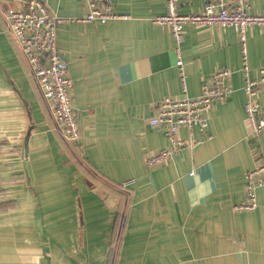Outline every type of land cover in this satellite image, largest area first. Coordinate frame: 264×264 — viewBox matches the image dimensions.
Wrapping results in <instances>:
<instances>
[{
  "label": "crops",
  "instance_id": "1",
  "mask_svg": "<svg viewBox=\"0 0 264 264\" xmlns=\"http://www.w3.org/2000/svg\"><path fill=\"white\" fill-rule=\"evenodd\" d=\"M45 1L58 15L86 12L83 0ZM205 1L180 0L179 11L200 12ZM247 2L250 12L264 7ZM15 5L0 0V264H264V186L254 210L233 209L244 174L264 162V131L248 134L233 28L184 27L187 95L219 69L231 70L233 91L208 112L207 131L194 130L201 144L148 167L145 157L168 146L148 124L155 104L182 96L173 38L152 22L164 0H113L122 18L59 25L78 142L61 135L10 33L5 13ZM247 51L255 77L263 25L248 29Z\"/></svg>",
  "mask_w": 264,
  "mask_h": 264
},
{
  "label": "built area",
  "instance_id": "2",
  "mask_svg": "<svg viewBox=\"0 0 264 264\" xmlns=\"http://www.w3.org/2000/svg\"><path fill=\"white\" fill-rule=\"evenodd\" d=\"M83 1L86 12L82 16L52 13L45 0H15L16 5L9 7L5 13L10 33L24 53L43 96L52 107L58 130L68 142H78L80 130L71 100L73 81L68 75L67 61L57 45L58 27L70 22L104 24L122 18L113 12V0ZM179 2L164 0L165 13L152 18L154 24L168 27L173 38L182 96H165L155 104V115L149 118L148 124L166 134L168 146L145 157L148 167L165 163L182 151L195 149L201 144L202 139L195 135L194 130L206 132L209 126L208 112L216 104L225 101L233 91L229 84L231 70L219 69L202 83L197 96L187 95V74L181 59L186 25L233 28L242 58L239 72L246 97L244 111L248 134L257 137L264 131V66L252 77L247 55V31L254 25L264 26V7L257 12H250L247 0H206L200 12L184 14L179 11ZM182 128L188 132L186 139L180 137ZM262 186L264 162L244 174V201L234 205L233 209L254 210L258 206L257 189Z\"/></svg>",
  "mask_w": 264,
  "mask_h": 264
},
{
  "label": "water",
  "instance_id": "3",
  "mask_svg": "<svg viewBox=\"0 0 264 264\" xmlns=\"http://www.w3.org/2000/svg\"><path fill=\"white\" fill-rule=\"evenodd\" d=\"M28 135H29V130L26 134V137H25V141H24V149L26 150V147H27V140H28ZM23 160L26 161L27 160V153L24 152L23 153Z\"/></svg>",
  "mask_w": 264,
  "mask_h": 264
}]
</instances>
